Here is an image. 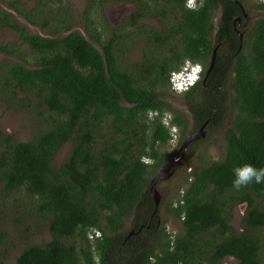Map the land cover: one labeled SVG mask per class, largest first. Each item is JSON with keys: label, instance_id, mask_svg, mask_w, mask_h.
Wrapping results in <instances>:
<instances>
[{"label": "trees", "instance_id": "obj_1", "mask_svg": "<svg viewBox=\"0 0 264 264\" xmlns=\"http://www.w3.org/2000/svg\"><path fill=\"white\" fill-rule=\"evenodd\" d=\"M61 1L9 2L45 34L0 6V29L17 35L0 41V93L37 121L29 140L0 126V211L9 207L19 226L13 238L0 216V264H264V183L232 186L235 166L264 167V15L242 42L237 32L247 26L243 11H264V2L197 0L190 11L186 0H87L83 33ZM122 1L137 8L120 30L104 4ZM134 48L142 55L130 62ZM186 58L204 71L180 98L196 128L223 129L224 153L191 166L177 196L156 208L150 183L174 153L165 147L190 131L169 83ZM238 205L246 208L239 228L231 223ZM171 217L176 233L167 231ZM41 228L48 238L37 243Z\"/></svg>", "mask_w": 264, "mask_h": 264}, {"label": "rangeland", "instance_id": "obj_2", "mask_svg": "<svg viewBox=\"0 0 264 264\" xmlns=\"http://www.w3.org/2000/svg\"><path fill=\"white\" fill-rule=\"evenodd\" d=\"M12 1H18V0H0V6L4 9L12 11V9L9 7V2H12ZM21 1L27 3V7L32 8L33 7L32 5L34 4L35 0H21ZM260 1L264 2V0H260ZM61 2L64 5L71 6L72 14L75 16V19L77 21L75 29H80L84 33L83 29L81 28V23H80L78 13L83 12L85 10L87 6V0H62ZM122 5L125 6V9H122V13H120L118 12L119 10L118 7ZM134 8L136 10L137 7L135 6L134 3L129 2V1L106 2L104 4V9H105V12L107 14V17H108V20L111 26L114 28H118L120 30L126 25V21L124 20V18H126V16ZM60 13H65V11H62ZM109 13L111 14V16H109ZM245 13L247 16L248 25L246 24L247 26L244 27L243 30L247 32L254 24V21L257 18L264 15V11L263 10L257 11V10L249 9V10H246ZM15 15L21 21L26 23L23 17L18 16L17 14ZM119 16H120V19H118ZM110 17L112 18V20ZM146 19L148 18H144V22L150 24L148 21H146ZM113 22H115L116 25H114ZM153 24L157 25L156 22H154ZM27 25L30 28L32 33L45 34V32L41 30L39 26L30 25V24H27ZM243 30H239V31H243ZM16 37L17 35L13 31L8 30V29H0V41L1 42L13 41L16 39ZM140 49L141 48H134L133 52H131V55H130L131 57L130 62H134L135 60L141 57L142 53ZM1 57H3V54H0V58ZM171 93L173 95L172 101H173L174 106L180 109L181 111H183L190 119L189 129L192 130L191 133L198 132L201 125L198 128L195 127V124L193 122V114L188 104L180 98V95H176L172 91ZM11 96H12L11 92H8L6 94L0 93V126L4 131L14 134L17 138H20L22 140H29L36 132L37 121L30 114L24 113L25 109L23 105H20V104L15 105V103L11 104L9 101L6 102L5 99ZM231 120H232V117L230 116L227 119V123L230 124L232 122ZM229 124L227 126H229ZM204 129H205L204 130L205 136L202 137L203 139L200 142L197 141V140H200V138L193 140L192 146H191V152L185 151L184 156H180V153H179V148L183 140L181 141L180 144H178L179 142L177 138L174 141H170L169 144L165 147V150L169 152L174 151L171 159L176 157L179 159L178 162H181V163L177 165L176 170L174 171L173 174H171L169 178H166L163 181H160L158 186H156L160 193V202H159L160 204L165 205L166 202L169 199H171L172 194L173 196L174 195L177 196V186L178 184L182 182L185 172L191 166H194L197 163L208 160V159H217L223 155L224 145H225V141H224V137L222 133L223 129L208 130L207 127L206 128L204 127ZM68 148L69 146H65L61 150V152H59L60 153L59 161H61L62 160L61 158H63L64 155L67 153ZM8 209L9 207L7 206H3L1 208V211H0L1 219L3 217V221L1 222V225L3 226L4 229L8 230L11 233V236H13V238H16L15 229L16 228L18 229L19 226H18V223H15L12 218V216H14V212L10 213ZM245 209L246 208L244 205L237 206L234 212L232 222H231L233 226L237 228L240 227V223L244 216ZM165 214H166V211L164 210V207L162 206L161 214H160L161 220L167 218ZM128 221L130 222V220ZM166 227H167V231L171 233H176L180 231V225L178 223H175V220L173 219V217H171L167 221ZM21 228H24V227H21ZM21 228L19 229L20 231H18L19 233H22ZM129 228L130 226L128 225L126 229H129ZM19 233H18V238H19ZM262 235L264 236V229L262 230ZM35 237H36L35 241H37V243H41L46 238H48V235L45 229L41 228ZM235 261H236L235 258H226L223 264H232Z\"/></svg>", "mask_w": 264, "mask_h": 264}, {"label": "clouds", "instance_id": "obj_3", "mask_svg": "<svg viewBox=\"0 0 264 264\" xmlns=\"http://www.w3.org/2000/svg\"><path fill=\"white\" fill-rule=\"evenodd\" d=\"M199 6H202V4L197 5V0H186L185 7L190 11H198ZM203 71L204 68L199 62H192L191 59L186 58L178 70H173L170 73L171 91L180 96L187 93L201 80ZM141 162L145 164L152 163L151 160L144 157L141 158ZM253 182L257 184L264 183V167L257 168L250 163H243L233 168L232 186L234 189L239 191ZM149 259L152 264H155L154 258L150 257Z\"/></svg>", "mask_w": 264, "mask_h": 264}, {"label": "water", "instance_id": "obj_4", "mask_svg": "<svg viewBox=\"0 0 264 264\" xmlns=\"http://www.w3.org/2000/svg\"><path fill=\"white\" fill-rule=\"evenodd\" d=\"M235 2H237L238 4H241L238 0H234ZM111 5V4H109ZM242 6V5H241ZM119 10L118 12L122 13V9H125V6H120L118 7ZM242 9L244 10L243 6H242ZM11 11V10H9ZM13 13L16 14L15 11H11ZM243 14H244V17L245 19H247V16H246V13L245 11H243ZM222 15H223V11H222V5L219 4V7H218V11H216L213 16H212V23L214 24V34L217 32V29L219 28L220 26V23H221V19H222ZM109 16H111V14L109 13ZM111 18V17H110ZM118 19H120V16L118 17ZM116 19V20H118ZM112 20V18H111ZM236 20H240V17H237ZM235 20V21H236ZM235 21H234V26H235ZM114 25H116L115 22H113ZM238 34H239V38H240V42H242V38H243V35L245 33V30L243 31H239L237 30ZM220 45V44H219ZM219 45L217 47H219ZM217 47L215 48L214 52H213V56H212V61H211V64L209 66V68L207 69L206 71V74L208 75L213 67V64H214V58H215V53H216V49ZM191 113V112H190ZM204 126L205 125H202V128L196 132V133H191L190 131L188 132V134L186 135V137L183 139L182 141V144L179 148V153H180V156H184L185 155V151H186V148L188 146V144L190 142H192L193 140L195 139H198V138H202L205 136V132H204ZM178 158H172L168 164V166L164 167V168H161L159 169L156 174L153 176L152 180H151V183H150V193H151V196L153 197L154 199V202H155V206L156 208L158 207L159 205V202H160V193L158 191V188L156 187V185H158L160 181H163L164 179L166 178H169L171 176V174L174 173V171L176 170L177 168V165L180 164L181 162H178ZM178 162V163H177ZM158 183V184H157Z\"/></svg>", "mask_w": 264, "mask_h": 264}, {"label": "flooded vegetation", "instance_id": "obj_5", "mask_svg": "<svg viewBox=\"0 0 264 264\" xmlns=\"http://www.w3.org/2000/svg\"><path fill=\"white\" fill-rule=\"evenodd\" d=\"M133 11H135V8H134L131 12H133ZM131 12H130V13H131ZM130 13H129V14H130ZM143 20H144V19H143ZM146 21H148L150 24H153V23L155 22L153 19H150V18L146 19ZM151 21H153V22H151ZM239 22L242 23L241 18H240ZM243 23H244V25H246V24L248 23V22H247V19H245ZM247 25H248V24H247ZM206 75H207V74H205L204 77H203V72H202V74H201V78L203 77V79H202V82H203V83H205ZM202 125H203V124H202ZM202 125H201V126H202ZM193 126H194V124H193ZM201 126H200L199 130L202 128ZM204 127H205V126H204ZM205 128H206V127H205ZM204 130H205V129H204ZM191 131H192V130H190V132H191ZM195 142H196V141H195ZM190 144H192V142H190L188 145H190Z\"/></svg>", "mask_w": 264, "mask_h": 264}, {"label": "built area", "instance_id": "obj_6", "mask_svg": "<svg viewBox=\"0 0 264 264\" xmlns=\"http://www.w3.org/2000/svg\"><path fill=\"white\" fill-rule=\"evenodd\" d=\"M166 123L169 125V121L167 120ZM170 129L173 133L176 132V127H174L173 125H170Z\"/></svg>", "mask_w": 264, "mask_h": 264}]
</instances>
